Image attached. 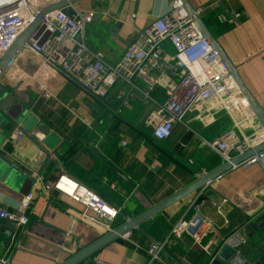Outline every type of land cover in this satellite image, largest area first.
I'll use <instances>...</instances> for the list:
<instances>
[{"label": "crops", "instance_id": "crops-1", "mask_svg": "<svg viewBox=\"0 0 264 264\" xmlns=\"http://www.w3.org/2000/svg\"><path fill=\"white\" fill-rule=\"evenodd\" d=\"M62 1L54 0L52 6ZM174 1L80 0L71 9L74 15L95 13L84 40L112 64ZM187 1L194 11L203 10L199 18L264 113V0ZM221 16L228 22L221 23ZM164 48L172 52L169 44ZM45 89L49 97L43 96ZM145 90L142 81L133 86L121 81L100 100L30 53L19 54L0 78V111L10 119L7 132L0 133V206L18 213L31 191L34 200L26 227L0 221V259L8 264H66L111 234L81 220L83 205L57 191L46 194L44 187L62 172L119 210L111 224L115 232L146 212L147 204L156 206L224 164L209 144L234 127L232 116L213 110L210 102L177 124L169 139L157 141L149 119L165 93L158 88L146 101L141 94ZM240 109L234 117L244 124L237 132L252 138L261 125L250 107ZM17 124L26 136L13 145L8 139ZM37 178L41 182L34 189ZM196 199L203 201L199 240L185 235L165 248L161 261H151L150 246L164 241L177 221L194 216ZM263 213L264 165L238 166L144 221L130 238L113 239L77 264H210L222 243L238 236L247 246H260L262 254L264 230L256 233L251 225Z\"/></svg>", "mask_w": 264, "mask_h": 264}, {"label": "built area", "instance_id": "built-area-1", "mask_svg": "<svg viewBox=\"0 0 264 264\" xmlns=\"http://www.w3.org/2000/svg\"><path fill=\"white\" fill-rule=\"evenodd\" d=\"M53 2L54 0H0V60L23 31L34 24L42 11L52 6ZM202 12V9H198L195 16H192L180 0L174 1L168 13L141 32L126 48L121 59L111 64L105 61L101 53L92 52L84 40L85 27L93 21L95 13H75L70 17L63 10H55L42 18L22 52L37 57L41 65L74 81L100 100H106L121 81L132 86L136 81L144 82L146 90L141 94L146 101H149L154 90L163 89L165 100L156 105L149 119V125L153 127L152 135L157 141L169 139L177 124L184 123L186 117L198 107L212 102L213 110L228 113L234 122L232 129L209 144L227 163L252 146L263 144L264 131L259 128L252 138L239 136L237 130H240L244 122L234 115L240 112L241 107L243 109L249 106L241 98L235 81L217 52L203 37L197 25V18ZM239 17L240 14L235 15V18ZM219 21L227 23L228 18L221 16ZM164 44H169L172 52L167 51ZM42 94L50 96L46 89ZM25 136L22 124H17L8 142L16 145ZM254 163L264 165V155L251 159L242 166ZM39 181L37 178L34 189L39 187ZM44 191L48 195L57 191L83 205L85 212L81 215V220L103 234L114 231L111 224L119 210L65 172L52 185H46ZM33 200L34 192L31 191L20 202L18 213L9 212L0 206V221L11 222L17 228L26 227ZM201 202L198 199L194 201L192 207L195 214L191 219H180L164 241L154 242L150 246L148 254L151 261H161L160 255L165 248L185 235L199 240ZM123 236L128 239L131 232ZM0 264L8 262L0 259Z\"/></svg>", "mask_w": 264, "mask_h": 264}, {"label": "water", "instance_id": "water-1", "mask_svg": "<svg viewBox=\"0 0 264 264\" xmlns=\"http://www.w3.org/2000/svg\"><path fill=\"white\" fill-rule=\"evenodd\" d=\"M78 1L80 0H66V1L63 0L61 3L50 6L44 11H42L40 16L36 19L35 23L23 31V33L18 37L17 41L13 45V47L1 58L0 78L3 77L6 70L10 67L11 64L15 62L19 54L23 51L26 43H28L30 37L32 36L35 27L41 22L42 18L47 13L55 10H63V12L66 15L72 17L74 16V13L71 9V6L77 3ZM180 1L182 2L187 12L190 15L195 16V11L190 6L188 1L187 0H180ZM197 25L203 37L209 42L212 48L217 52L220 60L225 65L231 77L235 81L241 93L242 98L248 103V106L252 109L257 121L259 122L261 128L264 131V113L262 109L255 103L254 99L252 98L247 88L243 84V81L240 78L237 68L229 62L226 55L223 53L218 41L212 36L210 31L207 29V27L200 18H197ZM9 123H10V119L5 117L3 113L0 111V133L7 132ZM262 153H264V143L254 147L253 149L248 150L247 152L241 155H238L237 157H234L231 160V162L224 163L218 169L210 173L204 174L200 179H198L197 181H195L185 189L167 198L166 200L160 202L156 206L151 207L150 203L147 204L146 212L139 215L135 219H131L127 221V223L124 226L120 227L115 232L109 234L108 236L104 237L103 239H101L91 247L87 248L86 250L75 256L66 264H77L80 261L88 258L99 248L104 246L107 242L116 239L120 236H123L127 232H131V230L133 229H137L138 226L144 221L156 218L158 214H160L170 206L192 195L199 189L210 184L212 181L218 179L219 177L231 171L235 167L242 166L243 163H246L251 159H255L257 156H259ZM115 172L121 177V174L117 170H115ZM2 223H6L7 225L13 224V223H7L5 221L4 222L2 221ZM7 225L5 227H7ZM251 230L255 231L256 233H259L260 231L264 230V213L254 219L251 225ZM245 245L246 244L244 239H241L239 236L234 238H227L222 243L216 254L214 255L210 264H264V253L261 254L259 252L260 246H256V245L245 246Z\"/></svg>", "mask_w": 264, "mask_h": 264}, {"label": "trees", "instance_id": "trees-1", "mask_svg": "<svg viewBox=\"0 0 264 264\" xmlns=\"http://www.w3.org/2000/svg\"><path fill=\"white\" fill-rule=\"evenodd\" d=\"M148 189H149V186H145L144 188H143V190L146 192V191H148ZM106 203H108L109 205H110V203L106 200V199H104V198H102Z\"/></svg>", "mask_w": 264, "mask_h": 264}]
</instances>
